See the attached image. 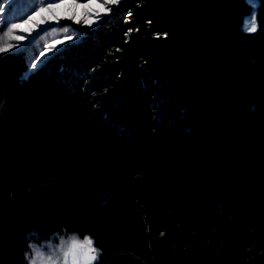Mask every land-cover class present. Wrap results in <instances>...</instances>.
Wrapping results in <instances>:
<instances>
[{
  "label": "trees",
  "instance_id": "16d2710c",
  "mask_svg": "<svg viewBox=\"0 0 264 264\" xmlns=\"http://www.w3.org/2000/svg\"><path fill=\"white\" fill-rule=\"evenodd\" d=\"M76 27L29 75L0 55V264L70 234L94 264H264V0Z\"/></svg>",
  "mask_w": 264,
  "mask_h": 264
},
{
  "label": "rangeland",
  "instance_id": "374dc122",
  "mask_svg": "<svg viewBox=\"0 0 264 264\" xmlns=\"http://www.w3.org/2000/svg\"><path fill=\"white\" fill-rule=\"evenodd\" d=\"M123 1L124 0H119V3L117 4L105 5V8L110 9V11H104L97 7V5L103 4L104 0H92L88 11L94 19V23H92L91 25H85L83 23V16L86 10L83 7L72 9L71 7H69L71 0H64L63 3H61V0H56V3L61 4L59 8L55 9V14L58 17V22L56 20H49L45 24L25 25V27L29 29L28 32H23L22 30L17 29L14 33L15 35H23L25 39L22 41L13 40L11 41V43H13L14 45L27 46L25 49H23L22 53L25 54L27 60L28 58L34 56L35 60H33V63H36V61L38 60H45L48 56H50L57 50H60L61 48L70 43L78 41L77 39H75V34L80 33L79 28L76 27L77 25L86 26L89 28L96 27L105 19L106 16L110 15L116 7H119L123 3ZM33 2L34 0H0V35L7 31V29L11 26L12 22L23 24V21L28 19V16L35 15V11H27V9L24 8L25 4ZM76 3L80 5L89 4V0H76ZM43 6L47 5L45 4ZM26 11L27 14L25 15ZM73 11L79 14V16L81 17L80 23H76L75 21L66 18L67 15H70ZM51 15V13L42 14L43 17H49ZM21 16L23 17V19L18 18ZM36 19L39 20L41 19V17L37 16ZM65 29H67V34L65 32ZM69 34L72 35V39L68 38ZM56 40H60L62 41V43L57 44L55 46V49L49 50V46L53 45ZM17 52L18 49L13 48L9 49L8 52L0 53V55H5L9 53L15 54ZM41 52L44 53L43 56L40 55ZM72 235L73 234L67 236H59L56 240L52 239L50 241H45L42 244L32 242L31 246H39L42 248L43 251L48 252L51 250L52 246L60 244L61 238L68 239ZM78 238L80 240H83V238ZM31 255L32 249L29 256Z\"/></svg>",
  "mask_w": 264,
  "mask_h": 264
},
{
  "label": "snow or ice",
  "instance_id": "6c2138e0",
  "mask_svg": "<svg viewBox=\"0 0 264 264\" xmlns=\"http://www.w3.org/2000/svg\"><path fill=\"white\" fill-rule=\"evenodd\" d=\"M63 2L64 0H61V3ZM91 3L92 0H89V4L80 5L76 3V0H71L69 5L72 9L83 7L86 10L83 16V23L85 25H91L94 23V19L88 11ZM117 3H119V0H104V3L97 5V7L104 11H110V9L105 8V5ZM45 4L47 6H43ZM60 6L61 4L56 3V0H34L33 3L25 4L24 8L27 9V11H35V15L28 16V19L24 20L23 24L16 22L11 23V26L7 31L0 35V53H5L8 52L9 49L17 48L18 52L15 54H22L23 49L27 46L14 45L11 41H22L25 37L23 35H15V31L20 29L23 32H28L29 29L26 28L25 25L29 24H45L49 20H56L58 22L55 9ZM27 11L25 12V15L27 14ZM43 13H51L52 15L49 17H43ZM37 16H40L41 19L37 20ZM18 18L23 19L22 16ZM66 18L71 19L76 23L81 22V17L74 11L70 15H67ZM244 30L252 32L256 31L255 21L252 18H246ZM65 32L67 34V29H65ZM82 35V33H76L75 39L79 40ZM68 38L72 39L73 37L69 34ZM61 43L62 41L56 40L53 45L49 46V50L55 49V46ZM40 55L43 56L44 53L41 52ZM33 60H35L34 56L28 58L27 64L29 71L28 73H25V75L31 74L33 70H38V65H42L45 62L44 60H38L36 63H33ZM31 249L32 255L28 256L29 264L30 262L31 264H93L98 255V249L93 246V241L91 239L80 240L77 237H69L68 239L61 238L60 244L52 246L51 250L48 252H45L41 247L34 245L31 246Z\"/></svg>",
  "mask_w": 264,
  "mask_h": 264
},
{
  "label": "clouds",
  "instance_id": "9594fccd",
  "mask_svg": "<svg viewBox=\"0 0 264 264\" xmlns=\"http://www.w3.org/2000/svg\"><path fill=\"white\" fill-rule=\"evenodd\" d=\"M252 19L255 21V26H256V31H257V29H258V25H257V23H256V14L255 13H253V15H252ZM244 26H245V22H244ZM245 31V30H244ZM255 31V32H256ZM246 33H254V32H252V31H245ZM71 237H77L78 238V236H76L75 234H73ZM84 239H91L92 241H93V239L90 237V236H88V235H85V237L83 238V240ZM93 246H94V241H93ZM99 252H100V250L98 249V255H97V259H98V257H99ZM25 257H26V259H28L29 257H28V254L26 253L25 254ZM30 264H31V262H30Z\"/></svg>",
  "mask_w": 264,
  "mask_h": 264
}]
</instances>
